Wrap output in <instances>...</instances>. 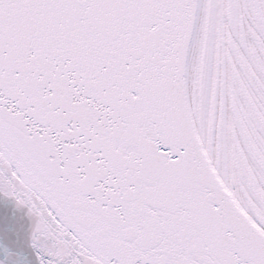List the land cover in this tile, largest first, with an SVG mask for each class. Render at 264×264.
<instances>
[{"label": "snow or ice", "instance_id": "1", "mask_svg": "<svg viewBox=\"0 0 264 264\" xmlns=\"http://www.w3.org/2000/svg\"><path fill=\"white\" fill-rule=\"evenodd\" d=\"M0 193V264H264V0H0Z\"/></svg>", "mask_w": 264, "mask_h": 264}, {"label": "water", "instance_id": "2", "mask_svg": "<svg viewBox=\"0 0 264 264\" xmlns=\"http://www.w3.org/2000/svg\"><path fill=\"white\" fill-rule=\"evenodd\" d=\"M32 223L25 207L0 193V261L5 258V246L22 250L30 258L34 255L30 245Z\"/></svg>", "mask_w": 264, "mask_h": 264}]
</instances>
